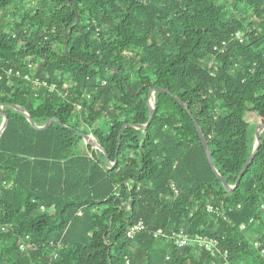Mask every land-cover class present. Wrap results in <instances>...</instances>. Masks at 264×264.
<instances>
[{"label": "trees", "instance_id": "1", "mask_svg": "<svg viewBox=\"0 0 264 264\" xmlns=\"http://www.w3.org/2000/svg\"><path fill=\"white\" fill-rule=\"evenodd\" d=\"M2 76L0 264H264V0H0Z\"/></svg>", "mask_w": 264, "mask_h": 264}, {"label": "water", "instance_id": "2", "mask_svg": "<svg viewBox=\"0 0 264 264\" xmlns=\"http://www.w3.org/2000/svg\"><path fill=\"white\" fill-rule=\"evenodd\" d=\"M168 93L170 94V91L169 90H162V89H159V90H150V102H149V105H150V109H151V115H150V120H149V123L148 125L146 126H143L141 127L144 131L147 130V128L152 124L153 122V119H154V116H155V111H154V103L152 101L153 97L155 94L157 93ZM174 97V96H173ZM174 99L179 102L183 107H185V109L187 111H189V107L178 97H174ZM12 109L18 111L19 113L25 115L29 122L32 124V126L37 130V131H47L51 126H53L55 123H58V120L57 119H53L51 120L50 122L47 123V125L43 128H40V127H37L33 118L31 117V115L25 110V109H21V108H18L16 106H10ZM0 115L2 117H4V123L2 125V127L0 128V137L2 136V133L3 131L5 130V128L8 126V123H9V119L8 117L5 115L4 113V106H1L0 107ZM193 121H194V124H195V127L197 129V132L199 134V137L202 141V144L205 148V151H206V154H207V157H208V160H209V163L211 165V167L213 168V171L217 174V176L221 179V181L225 184V187L229 190V191H232L234 189H236L237 185L241 182L244 174L246 173V171L248 170L249 166L252 164V162L254 161L260 147L262 146V141H261V135L262 133L264 132V125H260L258 126V128L256 129V138H257V143H256V148H255V151L251 157V159L248 161V163L246 164V166L244 167L243 171L241 172L239 178H238V181H237V185L235 187H230L228 186L224 180L220 177V175L218 174V172L216 171L215 167H214V164H213V160H212V154H211V150H210V147H209V144H208V141L206 140L202 130H201V127L197 121V119L193 116L192 117ZM122 134H123V131L120 133V136H119V140H118V147H117V150L119 151L120 149V145H121V141H122ZM83 139L85 140V142L88 144V145H91L92 147H94L95 149L101 151L102 153H104V155H106V159H107V162L108 163H111L110 161V157L107 155V153L100 147V145L94 140V138L91 136V135H84V134H81Z\"/></svg>", "mask_w": 264, "mask_h": 264}, {"label": "built area", "instance_id": "3", "mask_svg": "<svg viewBox=\"0 0 264 264\" xmlns=\"http://www.w3.org/2000/svg\"><path fill=\"white\" fill-rule=\"evenodd\" d=\"M237 37L240 40H242V37L240 36V34H238ZM6 75L8 78H10V77H13L14 73L12 70H10L6 73ZM17 76L20 77L21 74L18 73ZM2 78H3V76L0 77V80ZM25 79L28 81H32L31 77H29V76H26ZM34 83L38 86L48 88L50 93L58 92L56 85L49 87V85H47V83H45V82L42 83L39 79H35ZM77 110L81 111L82 107L79 106L77 108ZM172 188L175 191L176 196H178V192H177L174 185L172 186ZM43 210H44V208H43ZM210 211H212V209H210ZM251 223H253V221ZM247 227H248L247 225H243L241 228H242V230H246ZM145 230H146V226L144 225L143 222H140V223L132 226L129 229L127 236L129 239H133L138 233L144 232ZM154 238H156V239L165 238L168 241H170L173 246L178 247V248H187L190 246H194L197 249L204 250V251L210 253L212 256H216L217 254L221 253L220 242L216 239H210L208 237H204V238H202L200 236L190 237L187 234H185L184 232L159 230V231L154 233ZM255 247L261 251V254L264 257V244L261 242H257L255 244ZM21 249L23 251H25L27 249L26 245L24 244L21 247ZM224 256H225V260H226L225 264H229V262L227 261L229 259V253L225 252ZM54 257H57V255L55 254ZM128 264H129V262H128Z\"/></svg>", "mask_w": 264, "mask_h": 264}, {"label": "rangeland", "instance_id": "4", "mask_svg": "<svg viewBox=\"0 0 264 264\" xmlns=\"http://www.w3.org/2000/svg\"><path fill=\"white\" fill-rule=\"evenodd\" d=\"M251 120L254 121V122H252ZM247 121L255 123L257 121V117L254 116V115H249V116H247ZM245 123H246V121H244V120L242 122H240V124H242V125H244ZM253 127H254V125H253Z\"/></svg>", "mask_w": 264, "mask_h": 264}]
</instances>
